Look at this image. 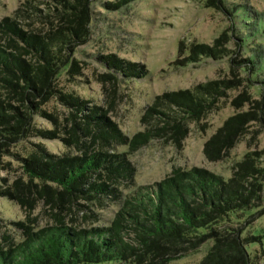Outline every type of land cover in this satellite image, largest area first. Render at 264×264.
Wrapping results in <instances>:
<instances>
[{
  "label": "rangeland",
  "instance_id": "1",
  "mask_svg": "<svg viewBox=\"0 0 264 264\" xmlns=\"http://www.w3.org/2000/svg\"><path fill=\"white\" fill-rule=\"evenodd\" d=\"M25 1L28 0H0V19L12 17ZM222 1L227 11L222 6L209 7L207 0H132L118 8L106 5L118 0H89L88 38L71 51L78 71L61 74L55 82V90L79 96L87 106L100 107L106 119L128 139L151 125L158 129L167 126L147 145L134 151L130 143L110 142L109 152L124 154L131 161L135 186L160 182L179 167L188 170L203 167L226 179L232 178L237 165L248 154L254 168H260L264 174V107L261 103L264 99V0ZM32 2L38 11L44 14L50 11L56 16L53 13L55 0ZM57 16L53 18L55 25L60 22ZM20 21L24 25L43 26L33 19ZM224 32L227 36L223 46L228 50L223 59L201 55L197 63L178 64L190 56L194 45L212 46ZM242 38L247 39L248 44L241 46ZM104 56L133 63L147 75L115 84L104 77L111 73L101 62ZM243 58L252 59L255 64L239 62ZM214 80L230 83L208 98L202 85ZM186 89L207 98L198 117L184 114L176 104L167 102L172 106L164 104L160 110L168 116L159 115L150 120L152 123L143 122L147 107L158 95ZM39 101L47 114L34 115L33 127L57 129L58 137L46 139L30 132L5 148L8 152L0 158V190L11 187L15 194L9 197L0 194V248L23 240L26 229L20 223L37 230L54 223V214L59 212L55 206L58 193L51 185L44 187L39 179L31 184L23 159L42 147L60 157L66 153L79 154L82 148L64 140L69 136L65 129L73 125L69 117L74 109L63 104L59 93ZM244 113L248 114L232 126L229 136L223 137L221 157L207 158L204 150L210 138L231 117ZM48 114L55 115L57 123ZM80 134L82 140L91 141L89 135ZM261 181L264 185V175ZM133 189L123 188L122 191L126 194ZM63 205L62 218L66 223L87 228L109 225L119 209V204L109 200L103 206L87 199H78L75 203L66 200ZM219 229L248 238L245 246L251 264H264V186L254 209L227 217ZM251 236L256 238L251 239ZM213 244V239L207 240L198 249L177 256L167 264H200Z\"/></svg>",
  "mask_w": 264,
  "mask_h": 264
},
{
  "label": "trees",
  "instance_id": "2",
  "mask_svg": "<svg viewBox=\"0 0 264 264\" xmlns=\"http://www.w3.org/2000/svg\"><path fill=\"white\" fill-rule=\"evenodd\" d=\"M55 1L53 13L60 21L57 25L53 22L56 16L38 11L32 0L19 6L12 17L0 19V158L8 152L5 148L10 142L30 132L46 139L58 137L57 129L38 130L32 125L34 115L47 114L39 99H49L55 93L60 94L63 104L74 109L69 117L73 125L65 129L69 136L64 140L82 148L79 154L60 157L42 147L23 159L31 184L39 179L44 187L51 185L58 193L55 206L59 212L54 214V223L37 230L20 223L26 229L24 238L0 248V264H167L210 239L214 244L200 264H251L245 246L248 238L221 230L219 225L239 211L249 213L260 202L262 170L254 168L248 154L232 178L203 167H179L160 182L135 186L131 161L124 154L109 152L110 142L130 143L134 151L167 126L162 130L151 125L128 139L106 119L100 107L87 106L74 94L56 92L55 82L61 74L78 71L71 51L87 40L91 15L89 0ZM131 1L106 5L118 8ZM207 4L228 10L222 0H207ZM21 19H33L43 26L24 25ZM226 36L227 32L219 35L212 46L194 45L190 56L178 64L197 63L201 55L223 59L228 50L223 46ZM240 42L241 46L248 44L245 38ZM180 45L182 49L183 42ZM101 62L111 71L104 77L115 84L147 75L133 63L112 56L102 57ZM239 62L255 64L249 58ZM229 83L214 80L202 87L209 98ZM206 101L205 96L199 97L189 89L158 95L142 120L152 123L150 120L159 115L168 116L160 110L167 102L176 104L184 114L198 117ZM261 103L264 107V99ZM247 114L231 117L210 138L204 150L207 158L221 157L223 137L229 136L232 126ZM48 117L57 123L55 115ZM80 132L89 135L91 141L82 140ZM133 187L126 194L122 191ZM0 194L9 197L15 192L9 187ZM78 199L98 202L99 206L109 200L119 204V209L109 225L76 227L65 222L62 212L64 201L75 203Z\"/></svg>",
  "mask_w": 264,
  "mask_h": 264
}]
</instances>
